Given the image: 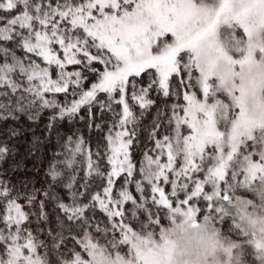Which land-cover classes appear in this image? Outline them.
<instances>
[{
  "label": "snow or ice",
  "instance_id": "6c2138e0",
  "mask_svg": "<svg viewBox=\"0 0 264 264\" xmlns=\"http://www.w3.org/2000/svg\"><path fill=\"white\" fill-rule=\"evenodd\" d=\"M0 264H264V0H0Z\"/></svg>",
  "mask_w": 264,
  "mask_h": 264
},
{
  "label": "trees",
  "instance_id": "16d2710c",
  "mask_svg": "<svg viewBox=\"0 0 264 264\" xmlns=\"http://www.w3.org/2000/svg\"><path fill=\"white\" fill-rule=\"evenodd\" d=\"M43 122H46V121H43ZM77 127H82V125H76ZM69 129V125L67 123L63 124L61 126V131L62 132H67ZM37 134H41V130L40 129H37ZM32 132L28 131V132H25V135L22 139H24L25 141H27L28 143L31 142V139H32ZM85 135L88 136L89 134L87 133V131L85 130ZM91 139H92V142L93 144H95L96 142V134L93 133L91 135ZM55 143V139H53L52 141V144L54 145ZM52 145H49L48 147H51ZM27 147V144H22L20 145V153L18 154L17 156V160H20L21 158H23L25 155H26V149ZM135 156H136V159L138 160L140 158V153L137 152L135 153ZM24 165L26 167V169H31L32 168V165H33V160L31 159H25L24 160ZM5 168H7V164L5 165ZM35 177V182H36V185L37 187L40 186V184L43 182V170H41L40 173H34V172H31V171H24V172H6L5 173V178H10L13 183H16L18 181V179L20 178H23V177ZM130 190L133 191L134 194L135 193V188L134 186H130ZM33 227H35V225H33Z\"/></svg>",
  "mask_w": 264,
  "mask_h": 264
},
{
  "label": "clouds",
  "instance_id": "9594fccd",
  "mask_svg": "<svg viewBox=\"0 0 264 264\" xmlns=\"http://www.w3.org/2000/svg\"><path fill=\"white\" fill-rule=\"evenodd\" d=\"M174 239L177 240V252L184 253L182 259L188 261H194L196 253L202 252L206 243L194 230L185 236H178Z\"/></svg>",
  "mask_w": 264,
  "mask_h": 264
},
{
  "label": "rangeland",
  "instance_id": "374dc122",
  "mask_svg": "<svg viewBox=\"0 0 264 264\" xmlns=\"http://www.w3.org/2000/svg\"><path fill=\"white\" fill-rule=\"evenodd\" d=\"M20 203H21V204H25V200H24V199H21V200H20Z\"/></svg>",
  "mask_w": 264,
  "mask_h": 264
}]
</instances>
